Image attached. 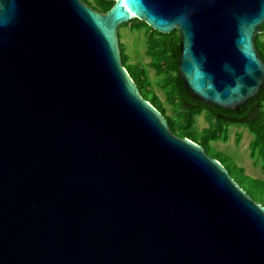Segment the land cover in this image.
<instances>
[{"label":"water","instance_id":"water-1","mask_svg":"<svg viewBox=\"0 0 264 264\" xmlns=\"http://www.w3.org/2000/svg\"><path fill=\"white\" fill-rule=\"evenodd\" d=\"M135 18L179 30L193 97L260 91L264 0H0V264H264V205L123 64Z\"/></svg>","mask_w":264,"mask_h":264},{"label":"trees","instance_id":"trees-1","mask_svg":"<svg viewBox=\"0 0 264 264\" xmlns=\"http://www.w3.org/2000/svg\"><path fill=\"white\" fill-rule=\"evenodd\" d=\"M83 1L103 13L109 11L116 3V0ZM129 24L134 29L144 28L145 30L146 55L150 58L149 66L154 69L157 75V84L166 92V100L172 106L173 115L166 113V107L154 92L148 68L141 62L128 63L129 56L124 52L120 42L122 62L134 79L142 96L166 116L172 131L181 137L195 141L209 153L210 143L228 139L231 125H244L253 134V139L250 142L251 156L261 159L264 172V83L257 96L248 100L238 110L217 107L212 103L204 102L188 93L179 73L178 63L181 56L179 30L175 29L170 33H163L138 18L125 23V25ZM255 44L264 61V25L261 32L256 36ZM202 114L205 115L208 126L200 131L195 129L194 125L197 116ZM220 153L218 151L214 157L223 163ZM225 167L251 197L264 205V179L245 175L244 168L237 167L232 162H229Z\"/></svg>","mask_w":264,"mask_h":264},{"label":"rangeland","instance_id":"rangeland-1","mask_svg":"<svg viewBox=\"0 0 264 264\" xmlns=\"http://www.w3.org/2000/svg\"><path fill=\"white\" fill-rule=\"evenodd\" d=\"M124 30L135 51L137 52L142 64L148 68L149 76L162 101L164 102L169 114L173 115L172 106L166 100V92L160 85L157 84V75L154 69L149 66L150 58L146 55L147 43L144 28L134 29L132 26H129L124 28ZM207 126L208 121L205 115L202 114L197 116L196 123L194 125L195 129L201 131ZM252 139L253 134L246 126L233 124L229 127L228 139L226 141L218 140L210 143L211 149L209 150V154L216 156V153L219 151L221 152L220 158L223 160L225 166L228 165L229 162H232L237 167L244 168L245 175L264 179L261 159L252 158L251 156L250 142Z\"/></svg>","mask_w":264,"mask_h":264}]
</instances>
